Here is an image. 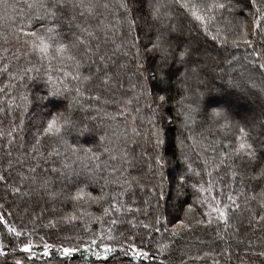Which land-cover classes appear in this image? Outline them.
Listing matches in <instances>:
<instances>
[{
    "label": "snow or ice",
    "instance_id": "snow-or-ice-1",
    "mask_svg": "<svg viewBox=\"0 0 264 264\" xmlns=\"http://www.w3.org/2000/svg\"><path fill=\"white\" fill-rule=\"evenodd\" d=\"M25 3L26 7L17 12L18 5L9 3L8 0H0V22L15 21L19 16V25L13 24L14 35L18 41L23 37L22 47L26 49V51L17 49L19 54L12 56L7 63L0 66V74H7L8 77L4 84L0 85V93H3V95H0V104L5 105L0 107V113L11 114L14 110L13 106L23 109L18 125L13 117L10 122V130L7 132L0 130V137H7L8 139L6 148L9 151L6 154L9 157L12 155L10 149L15 142V134L18 131L22 132L24 129V113L28 112L29 105L33 104V100L26 93L20 94L19 99L22 103L18 104L16 97L12 95L14 89L24 87L26 79L31 81L42 78L47 88V94H37L35 96V101L41 105L39 108L40 118L36 125V135L34 137L35 143L32 144L27 153H20L22 159L16 161V163L23 165L27 156L31 155L35 164L27 167V173L25 171L17 172L19 185L8 184V178L4 174H0V182H4L5 187H10L13 194H20L21 196H31L34 191H40L53 198L64 195L65 199H71L75 204L110 202L103 209L100 217H94L101 225L99 233L87 237L86 240L80 235L75 237L66 236L59 244L49 243L45 236H40V243L37 244L32 238L38 235L36 229L25 231L23 228L10 224L5 215L0 213V225L12 237L8 244L0 239V256L7 255L10 249L11 253L18 252L22 256V258L15 259L14 264H24L25 259L30 262L33 261L40 255L42 249V257L49 258L44 261V264H65L66 260L68 264H72L76 254L81 252L85 255L94 256L97 264H100L101 261H103V264H107L109 254L115 253L119 248L125 254L130 252L134 259L148 258L149 252L136 244L134 236L128 238L130 243L125 241L124 244L116 246L111 243L116 239L112 234L115 231V226L120 223L115 217L118 214L132 212V207L120 199L124 196V192L110 193L103 191L104 187L117 182L111 179V176L118 169L109 166V161L117 158L113 155L114 148L104 147L101 153L94 151L91 147L69 143L67 139L72 132L78 130L80 122L74 119V109L77 105H80L81 98L85 96L86 92L90 91L89 85H92L94 81H99L97 86L106 87L113 82V75L108 71V61L111 55L115 53L102 54L99 32L102 31L106 37L108 30L115 31L117 25L126 22L131 35L137 29L136 19L138 18L133 17V12L137 8H143L145 0H119V3L115 6L109 4L107 0L102 5L95 3L94 0H87V3L85 0H25ZM172 6L198 22L205 36L203 42L200 41L199 35L196 37L185 36L183 30L178 26L165 23V17L171 20L174 15L171 11ZM99 7L105 10L115 7L113 13L115 24H105L103 19L94 29L90 25L81 26L77 24L76 27L79 29L80 34L73 33L75 38L69 42L66 33L63 31V19L66 10L69 8L73 10L76 8L86 9L87 13L93 16L98 15L96 10ZM147 9L152 20L156 23V27L145 34L148 36L146 43L142 44L141 37L137 34L133 39L128 40L127 44L129 52L132 48L135 49V75L138 77L139 87L143 90L142 94L146 95L148 99L147 107L151 109L148 119L151 125L150 139L153 151L149 155V170L157 179V183L150 190L152 197L155 199V204L151 207L154 208L156 215L154 222L151 220L148 222L140 221L137 224L133 219L128 223L133 228L142 227L148 230L149 238L153 234L162 231L167 233L169 231L168 225L172 220H176V223L172 224L171 227V235L174 237L182 231H190L196 225H211L217 220L223 221L227 228L230 205L233 209H239L240 207L237 203L238 196L229 194L227 202H225L222 197L223 186H221V198H218L215 194L216 184L212 179L213 173L224 166L226 161L239 157L247 160L251 166L253 170L251 180L257 184L264 182V123L259 125L256 136L252 135L255 125L248 128L241 125L238 128L239 135L235 137V142L231 140L216 141V143L227 147L229 151H222L216 157L215 147L211 148L214 159L212 170L207 172L209 179L205 182L201 178L197 182L191 183L190 186L195 194L191 203H184L181 201V197L186 199V189L189 187V180L194 170L192 164L187 162V156H182L185 161L182 171L171 168V162L176 156L175 152L172 151L174 143L178 141L181 146L184 145V140L179 137L176 138V141L173 140L171 129L178 120H182V128L194 125L197 114L202 110L205 115H209L207 110L211 101L205 99L207 95L211 93L218 95L230 94L227 89L216 87L213 80L201 78L204 64L215 62V57L212 56L209 50V40L207 38L210 37L211 43L218 45V55L221 49L227 51L229 45L235 49L244 47L246 54L243 59L250 63L252 70L264 73V46L257 48L255 40L257 36H260L262 44H264V0H235V2L233 0H211L210 3L206 0H169L168 3H162L161 0H155V2L149 0ZM165 9H168V11H165ZM225 10L228 11L230 16L223 15ZM237 11L241 14L246 13L247 17L251 19V27H249L248 19L241 21L235 15ZM217 13L223 18L224 24L215 27L213 30L212 26L218 24ZM83 14V12L80 13V15ZM75 19L76 17L73 15L69 23L71 24V21ZM36 25H39V27H36ZM94 41H96L95 46H93ZM121 47H123L122 44L116 45L117 49ZM81 48H83V52L80 51ZM3 51L6 57L8 49L5 48ZM129 52H126L125 55H128ZM21 56L27 58L29 66L13 70L11 60L18 62ZM32 57H36L37 64L32 63ZM3 59V57H0V60ZM238 60L239 57L232 56V59L226 61V63L231 65V63L238 62ZM85 64L88 66V75H85L82 71ZM93 65H95L94 71L92 70ZM176 65H179V67H175ZM120 67L123 68L124 65ZM181 67L184 69L183 72H180ZM30 73H35V76L30 75ZM177 73H179V76H177ZM177 81L179 82L177 94L184 93L180 95L178 101L174 99L173 95V86ZM191 81H194L197 85L194 91ZM229 84L234 88L240 87L239 84L231 80H229ZM120 86L123 87L122 84ZM133 87L135 88L136 85H133ZM72 92L75 95H71ZM261 92L264 93V88L261 89ZM192 95H195L196 98L194 101L195 107L193 103H185V101L191 100ZM93 98L98 100L99 96ZM65 100H67V104H65ZM127 103L130 105L132 101L128 100ZM169 104L179 105L175 115L172 114ZM260 107L261 114L264 115V95L261 96ZM136 111L139 112L140 109L138 108ZM127 113L128 108L125 107L111 118L124 117ZM232 114L233 107L229 103L217 104L210 109V118L218 124L220 130L224 131L234 127ZM134 121L135 117H133ZM86 131H89V129L84 124L81 134ZM132 132L139 134L135 128L132 129ZM44 138L58 141L60 145L64 146V160L60 161L61 167L59 169L52 167L51 171L53 173L59 172L60 176L67 181L65 185L68 189L66 194L63 190L61 192L50 191L49 179L42 178L37 174V168L41 160L47 162L53 156H61V152L57 148L45 155L40 147ZM105 138V136H100L99 140L103 142ZM187 139L191 140L193 145L198 144L197 138L191 134ZM20 147L23 148L24 144H21ZM203 147H207V145H203ZM105 155L108 156V160L103 159ZM127 156L128 153L125 151L123 157ZM69 157L74 159L69 161ZM78 162L83 171L90 174L86 178L87 182H81L82 173L77 170ZM125 162L127 163V161ZM208 164L209 161L205 160L206 169ZM12 167L13 161L9 160L7 168L11 169ZM231 167L235 168V164L233 163ZM105 171H107L108 176L104 177L101 195L94 196L88 190L89 185L99 173ZM202 175L203 173L200 170L195 171L196 177H202ZM238 175L240 174L236 171L231 172L233 180ZM26 182L29 185L28 190L22 187ZM243 182L244 178L241 176V183ZM33 185L38 187L33 188ZM210 193L211 195H209ZM250 199L257 200L260 207L264 209V188L259 193H253ZM245 203L247 204L248 200H245ZM180 204H184L183 219H178L176 215L179 212ZM197 206L207 210L201 213ZM0 207L3 206L0 205ZM25 211H28V209L25 208ZM139 211L140 209L137 208L136 212ZM213 213H215V216H213ZM86 215L91 216L92 214L87 213ZM196 216L201 218L196 219ZM203 217H207V219ZM81 218L82 216L78 217L74 212L62 219L65 223L71 224ZM253 218H257L254 212ZM34 219L36 218L34 217ZM106 220L109 225L107 236H105L104 231ZM258 220L264 222V212H261ZM57 223L56 219H52L44 227L55 228ZM84 231L85 233L91 231V221L88 222V226ZM120 235L123 237L124 234L121 233ZM158 248L159 255L167 250L168 245L159 244ZM225 251L227 252L228 249L226 248ZM205 255L207 256L209 253H205ZM253 255L264 257V250L254 252ZM196 259H199V257H196ZM160 264H166V262L161 260ZM261 264H264V260L261 261Z\"/></svg>",
    "mask_w": 264,
    "mask_h": 264
},
{
    "label": "trees",
    "instance_id": "trees-1",
    "mask_svg": "<svg viewBox=\"0 0 264 264\" xmlns=\"http://www.w3.org/2000/svg\"><path fill=\"white\" fill-rule=\"evenodd\" d=\"M9 3L16 4L19 7L17 12L21 8L26 7L25 0H8ZM87 3V0H85ZM95 3L103 4L105 0H94ZM107 2L113 6L119 3V0H107ZM149 0H145L143 8H137L133 12V17L136 18L137 29L130 35V30L125 22L122 25H117L116 30H108V34L105 37L104 33L99 32L102 54L111 55L108 61V71L113 75V82L108 86H97L99 81H94L92 85H89L90 91L86 92L85 96L81 98L80 105H77L74 109V119L80 122L78 130L72 132L68 137L69 143H78L84 147H91L96 152H103L104 147L114 148L113 155L117 158L109 161L110 167H115L118 171L112 174L111 179L116 180V183H111L107 187L103 188V191L110 193L124 192V196L120 199L124 200L126 204L132 207L131 213L118 214L115 218L120 221L115 226V231L112 233L116 239L111 241L113 246L124 244L128 241L129 237H135V242L138 246L149 252V257H140L134 259L131 253L125 254L121 249L117 248L115 253L109 254L107 264H160L161 260H164L166 264H261L264 257H258L253 255L254 252L264 250V222L258 220L261 212H264L257 200H252L250 197L253 193H259L264 188V182L257 184L251 180L252 169L247 160L239 157L234 160L226 161L225 165L219 168L213 173V182L216 184L215 194L218 198H221L220 188L223 186L222 197L227 202V196L229 194L238 196L237 203L240 205L239 209H233L230 205L229 208V220L228 227H225L223 221H215L211 225H196L190 231H182L178 236L171 235L172 224L176 223V220H172L168 225L169 231L164 233H155L149 238L148 230L142 227L133 228L128 221L135 219L136 223L140 221L148 222L149 220L154 222L156 212L151 205L155 204V199L152 197L151 188L157 183V179L153 176L149 170V155L152 153V141L150 139L151 125L149 123V116L151 109L147 107L148 99L146 95L142 94L143 90L139 87L138 77L135 75L136 62H135V49L132 48L129 52V46L127 41L133 39L135 35L139 34L141 37V43L144 44L148 40V36L145 35L150 30H154L156 23L152 20L151 14L147 9V3ZM155 2V0H152ZM162 3H168L169 0H161ZM210 3L211 0H206ZM235 2V0H233ZM98 15L90 16L86 9L76 8L75 10L69 8L66 10V15L63 19V31L67 35L69 42L74 40V35H79V29L77 24L81 26L90 25L91 28H96L103 19L105 24H115L113 13L115 7L108 10L102 7L97 8ZM168 11V9H165ZM171 11L174 13L171 20L165 17V23H171L183 30L185 36L196 37L199 35L201 42L205 40V36L200 29L198 22L191 19V17L183 14L182 11L177 10L175 6H172ZM83 12V15L80 13ZM75 15L76 19L69 23L71 17ZM224 16H230L227 10H225ZM241 21L248 19L249 27H251V19L247 17L246 13L241 14L239 11L235 13ZM218 24L213 25L215 27L224 24V20L219 13H217ZM141 22V24H140ZM20 18L17 16L15 21H8L7 23L0 22V66L3 63H7L12 56L18 55L17 49L20 51H26L22 47L23 37L18 41L14 35L13 24L18 26ZM139 23V24H138ZM39 27V25H36ZM209 50L215 62H207L204 64L201 78H207L214 81L216 87L227 89L229 95H218L211 93L205 97L206 100L211 101L208 113L205 115L202 110L196 116V123L189 125L188 128H182V120H178L177 123L172 126L171 135L174 141L179 137L184 140V145L181 146L178 141L174 143L172 151L175 152V159L171 162V168L173 170L184 169L185 161L182 156H187L189 163L192 164L193 174L189 180V187L186 189V199L181 197V201L184 203H191L194 198V190L191 188V183L197 182L199 179H203L205 182L209 179L207 172L212 170V161L214 154L211 148L215 147V156L218 157L220 152H228L229 149L222 144L216 143L217 140H231L235 142V137L239 135L238 128L244 125L246 128L255 125V130L252 132L253 136H256L259 129H256L260 123L264 122V115L261 114V96L264 93L261 89L264 88V73L261 71H254L249 62H246L243 57L246 54V49L241 47L239 49L232 48L230 45L227 51L219 50L218 45L212 44L210 37ZM256 47L260 48L264 46L262 44V38L257 36ZM107 41V43H105ZM96 41L93 42L95 46ZM123 45V47L117 49L116 45ZM8 49L7 56L5 57L4 49ZM83 52V48L80 49ZM129 52L128 55H125ZM230 53V54H229ZM232 56L239 57L238 62H233L231 65L226 63L230 61ZM33 64H37L36 57H32ZM13 70L22 69L29 66L27 58L21 56L20 60H11ZM124 65L123 68L120 66ZM175 67H179L176 65ZM92 70H95V65L92 66ZM85 75L89 74L88 66L82 69ZM184 69L181 67L180 72ZM35 76V73H30ZM179 76V73H177ZM42 77V74H41ZM8 79L7 74H0V85ZM175 80V77L173 78ZM70 80V78H69ZM229 80L236 84H239V88H234L229 84ZM192 84L193 91L197 87L194 81ZM24 87H16L12 93L16 97L17 103L21 104L19 97L21 93H26L30 99L33 100V104L29 105V111L24 113L25 126L22 132L15 134V142L11 145L12 155L9 157L6 153L9 151L6 148L8 143L7 137H0V174H4L8 180V184L19 185V179L17 177L18 171H25L27 173V167L35 164L31 155L27 156L24 160V164L16 163L17 160L22 159L20 153H27L32 144L35 143L34 137L36 135V125L39 121V102L35 101L37 94L46 95L47 88L44 85L42 78L35 80H25ZM123 85L121 87L120 85ZM133 85H136L134 88ZM151 86V82L149 81ZM179 82L177 81L173 86V95L175 100L180 99V95L177 94ZM255 85V87H253ZM74 87V84L72 85ZM203 90V89H201ZM3 95V93H0ZM71 95H75L72 92ZM99 96V99L93 97ZM70 99V97H68ZM195 95H192L191 100L185 101V103H193L195 107ZM237 99L238 108L233 110L232 120L234 121V127L227 131L220 130L216 122L210 118L211 107L217 104L227 103L228 100ZM128 100L132 103L129 105ZM67 104V100H65ZM4 104H0V107H4ZM11 114L0 113V130L7 132L11 128V121L15 118V123L18 125L21 119L22 108L15 106ZM128 108V113L124 117L116 116L112 119V116L123 108ZM154 107V105H153ZM178 104H169V108L172 114L175 115ZM140 109L139 112L136 109ZM107 113V115H105ZM133 117L135 121L133 122ZM88 126L89 131L81 134L83 125ZM135 128L139 134L132 132ZM126 133V135H125ZM193 135L197 138L198 144L193 145V142L187 137ZM100 136H105V140L101 142ZM24 144L21 148L20 145ZM207 145V147H203ZM41 150L47 155L49 151L57 148L61 152V156H53L50 161L45 162L41 160L39 167L37 168V174L42 178H48L50 181V191L61 192L62 190L67 193L65 181L59 172L53 173L52 167L60 168V161L64 160V146L60 145L58 141L51 140L50 138H44L41 142ZM128 153L127 157H123L124 152ZM74 159L69 157V161ZM104 160H108V156L103 157ZM13 161V167L7 168L8 161ZM205 160L209 161L207 169L205 168ZM127 161V163L125 162ZM235 164V168L231 165ZM77 170L81 171V182H87L86 178L90 176L89 173L83 171L79 162L77 163ZM200 170L202 177H196L195 171ZM236 171L238 175L235 180L231 176V172ZM122 174V175H121ZM108 176L107 171L99 173L95 180L90 183L88 190L92 192L94 196L101 195L102 186L104 185V177ZM241 176L244 178V182L241 183ZM127 181V183H125ZM22 187L28 190V183ZM33 188L38 186L33 185ZM69 187H71L69 185ZM74 191V189H72ZM211 195V193L209 194ZM248 200V203H245ZM110 201L104 203H87L83 202L75 204L71 199H65L64 195L57 196L55 198L48 196L46 193L40 191H34L31 196H21L20 194H13L10 187H5L4 182H0V213L5 215V218L10 224H14L17 227L23 228L25 231H31L36 229L38 235L32 237L37 244L40 243V236H45L49 243L59 244L66 236L75 237L80 235L83 239H87L89 236H93L99 233L101 225L94 217H100L103 213V209L108 206ZM199 208L202 213L206 211V208ZM25 208L28 211H25ZM140 209L136 212V209ZM76 213L78 217L77 221L71 224L65 223L63 217ZM253 212L257 218H253ZM11 213V215H9ZM91 213L92 215H86ZM178 219L184 218V204L179 205V212L176 213ZM215 216V213H213ZM34 217L36 219H34ZM196 219H200V216H196ZM207 219V217H203ZM56 219L58 221L55 228H46L45 224L49 220ZM91 221V231L85 233L84 229L88 226V222ZM108 222L106 220L104 231L107 236ZM123 233V237H121ZM0 239L4 240L5 244L9 243L12 237L7 234L6 229L0 225ZM130 243V241H128ZM159 244H167L168 248L162 254H159ZM228 249L226 252L225 249ZM209 253V255H205ZM199 257V259H196ZM22 258L21 254L11 253L8 250V254L0 256V264H14L15 259ZM48 257H42V249L40 255H38L33 261L25 259L24 264H44ZM65 264H68L67 260ZM72 264H97V260L94 256L85 255L82 252L77 253ZM103 264V261L100 262Z\"/></svg>",
    "mask_w": 264,
    "mask_h": 264
},
{
    "label": "rangeland",
    "instance_id": "rangeland-1",
    "mask_svg": "<svg viewBox=\"0 0 264 264\" xmlns=\"http://www.w3.org/2000/svg\"><path fill=\"white\" fill-rule=\"evenodd\" d=\"M138 24H139V23H138ZM140 24H141V22H140ZM238 102H240V100H238V99H237V101H236V99H235V100L232 99V100H228V101H227V103H229V104L232 105L233 110H235V109L238 108ZM263 123H264V122H263ZM260 124H261V123H260ZM256 129H259V126H257Z\"/></svg>",
    "mask_w": 264,
    "mask_h": 264
}]
</instances>
